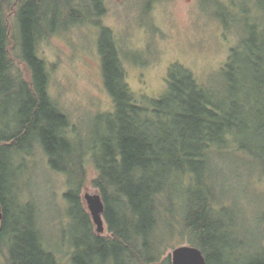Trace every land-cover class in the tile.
Segmentation results:
<instances>
[{"label":"trees","instance_id":"1","mask_svg":"<svg viewBox=\"0 0 264 264\" xmlns=\"http://www.w3.org/2000/svg\"><path fill=\"white\" fill-rule=\"evenodd\" d=\"M53 1L0 0V250H8V264H64L45 246L36 213L16 188L17 156L35 146L75 184L64 194L74 227L84 231L74 241L75 264H159L167 246H174L162 243L170 232L201 248L207 264H226L221 261L231 253L223 233L229 225L218 219L205 178L215 155L251 158L245 167L261 161L264 169L262 23L246 20L243 49L232 50L217 85L202 84L175 62L166 92L149 104L131 88L113 32L103 26L99 50L114 109L96 116L105 134L82 143L68 135L69 117L50 97L47 64L37 50L39 36L58 24L48 25ZM66 1L71 15L85 8L72 23L106 10L105 0ZM260 102L263 107L255 109ZM87 157L97 173L90 184L105 203L107 234L95 231L81 196L91 174ZM170 258L162 264H171ZM249 258L264 264V246Z\"/></svg>","mask_w":264,"mask_h":264},{"label":"rangeland","instance_id":"2","mask_svg":"<svg viewBox=\"0 0 264 264\" xmlns=\"http://www.w3.org/2000/svg\"><path fill=\"white\" fill-rule=\"evenodd\" d=\"M263 2L105 0L106 10L101 16L72 23L80 15L79 9L85 8L81 5L71 15L68 1H53L48 25L52 26L53 20L58 24L39 36L37 50L47 64L50 97L69 117L68 135L82 143L97 142L105 131L96 116L114 109L104 84L99 50L103 26L113 32L131 88L139 100L149 104L166 92L168 71L175 62L192 70L202 84L217 85L232 50L243 49L246 20L261 22L264 27ZM10 23L14 26L15 12ZM17 62L26 74L25 64ZM261 102L255 109L263 107ZM222 155H215L218 161L214 160L205 178L209 185L205 193L210 195L218 219L229 225L223 235L227 236L225 249L231 255L221 262L250 264L249 255L264 246V169L261 161L253 162L257 166L251 170L245 167L251 158L242 161L238 156ZM86 166L91 174L81 192L85 206L87 189L98 191L90 184L97 175L90 157ZM14 169L18 173V196L31 203L42 226L45 246L55 251L64 264H75L71 259L74 241L82 238L84 231L74 227L64 196L75 186L68 182L71 176L54 170L40 146H35L31 154L18 155ZM107 233L106 229L103 234ZM162 243L174 246H167L159 264L168 256L172 260L175 246L189 244L186 237L173 232L167 233ZM0 264H8L5 248L0 250Z\"/></svg>","mask_w":264,"mask_h":264},{"label":"water","instance_id":"3","mask_svg":"<svg viewBox=\"0 0 264 264\" xmlns=\"http://www.w3.org/2000/svg\"><path fill=\"white\" fill-rule=\"evenodd\" d=\"M85 194L86 207L91 214L92 221L96 226V232L103 234L106 231L104 219L105 203L99 191L91 192L89 189ZM3 220V207L0 200V229ZM171 264H207L206 256L202 249L191 244H182L172 251Z\"/></svg>","mask_w":264,"mask_h":264}]
</instances>
